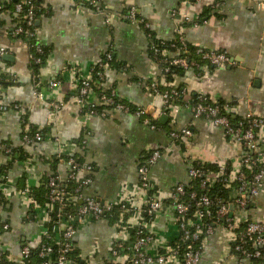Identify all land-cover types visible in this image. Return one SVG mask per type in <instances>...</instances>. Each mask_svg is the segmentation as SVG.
<instances>
[{
	"label": "crops",
	"instance_id": "1",
	"mask_svg": "<svg viewBox=\"0 0 264 264\" xmlns=\"http://www.w3.org/2000/svg\"><path fill=\"white\" fill-rule=\"evenodd\" d=\"M12 1L0 0V47L5 51L0 54V103L8 106L0 113V141L20 148L31 162L15 160L6 167L8 156L0 151V176L6 171L14 187V191L6 188L0 206V221L8 225L0 230V249L8 262L19 260L20 247L33 242L42 228L16 190L25 184L37 186L42 176L52 172L46 159L55 147L54 136L75 143L63 154L92 166L91 171L77 174L90 178L81 192L102 202L139 194L136 165L152 149L159 151V157L149 166L147 178L150 192L157 198L166 197L176 183H188L191 165L236 164L239 148L228 143L222 129L210 120L194 118L185 103L197 94L212 95L229 104L231 118L247 112L264 116V10L255 0H40L35 37L47 49V56L38 67L36 84L25 42L9 34L14 24ZM130 6L140 23L121 20V13ZM184 16L186 21L180 22ZM178 30L190 47L224 51L233 63L211 66L199 62L175 74L183 93L166 110L161 97L145 87L156 76L148 65V45L151 38L172 39ZM105 53L119 67L112 65L102 72L101 88L114 91L130 109H140L141 117L118 111L101 117L77 102V84L65 68L76 65L88 71ZM50 79L59 81L52 89L44 85ZM35 89L42 91V101L34 97ZM98 96L94 90L88 100L98 106ZM143 117L155 129L143 125ZM21 118L42 132L41 141L22 143ZM183 127L190 129V136L175 140L168 135L169 130ZM58 172L63 175V168L58 167ZM263 212L264 180L254 203L245 210L255 219ZM150 228L158 238L174 239L169 208L154 216ZM114 232L106 219L77 220L72 244L80 264H101ZM227 241L228 235L216 227L202 241L198 264H237Z\"/></svg>",
	"mask_w": 264,
	"mask_h": 264
},
{
	"label": "built area",
	"instance_id": "2",
	"mask_svg": "<svg viewBox=\"0 0 264 264\" xmlns=\"http://www.w3.org/2000/svg\"><path fill=\"white\" fill-rule=\"evenodd\" d=\"M255 1L264 10V0ZM23 2L29 5L22 16V21L25 26H32L34 14L30 0L16 1L14 11H19ZM120 18L130 23L141 22L133 6L121 13ZM186 19L187 17L184 16L180 22ZM19 22L20 20L14 22L9 32L12 37L18 33L35 34L36 29L28 31L22 28ZM194 23L192 24L195 25ZM174 40V43L169 44L173 50L159 48L157 45L163 43L159 40H155L156 43L150 41L148 45V52H150L148 65L152 71L156 72V76L148 79L145 87L152 94L161 97L166 110H170L174 106L173 100L180 98L183 93V90L175 83V74L171 79L164 78L170 65L186 70L196 67L199 62L211 66L233 63L226 52L201 46H192L193 59H187L186 56L180 55L186 51L188 44L185 43L179 30ZM34 50L40 52L39 45H35ZM4 52V49L0 47V54ZM169 52L172 54H168ZM33 60L35 63L39 61L38 58ZM112 62L110 54L105 53L102 59L88 71L83 72L76 65H68L65 68L70 79L77 84V102L85 104L89 113L101 117L115 111L131 112L141 117L140 109H130L122 101H115L116 96L112 90L98 96L99 104H105L107 107L97 110V105L88 100L89 95L94 93L93 75L101 78L102 72L108 69ZM94 68L99 70L94 71ZM58 82L56 79H50L46 80L44 85L52 89ZM1 93L0 89V96ZM33 94L38 101L43 100L40 89H35ZM191 101L186 102L185 105L190 106L194 118L210 120L222 129L228 143L239 148L240 155L235 165L217 163L211 172L204 170L201 165H191L187 169V177L189 181L197 180V188L202 190L201 193L188 188L187 183H176L166 197L157 198L150 192L147 178L149 166L159 157V151L152 149L136 165L139 194L136 197L123 194L113 201L102 202L81 192V189L90 182V178L80 177L77 174L80 170L91 171L92 166L63 154L66 147L73 146L75 143L63 141L54 136L55 147L52 156L57 159V165L47 175V194L44 201L37 203L30 196L29 186L26 184L16 190L26 207L30 208L42 222V228L33 242H25L20 247L19 260L1 264H21V259L25 258L31 250H35L39 259L37 264H72L68 253L73 250L72 237L77 220L106 219L105 214L110 215L112 208L119 209L125 213V216H122L123 213L120 212L111 222L115 232L108 254L101 264H198L202 241L216 227H220L228 235L229 253L236 258L237 264H252V259H261V264H264V212L259 219L245 213L250 204L254 203L264 180V134L261 135L264 116L247 112L233 122L228 117L229 104L219 103L218 98L197 94L194 101ZM52 105L57 107L55 104ZM7 107L0 103V113H3ZM13 107L16 108L17 105L14 104ZM142 124L155 129V125L146 117L142 118ZM168 135L176 140L190 136L191 131L188 127H183L169 130ZM20 136L24 144L36 143L43 139L42 132L39 129H32L25 118L20 120ZM0 151L8 156L11 153V147L0 141ZM21 162L28 165L31 158L27 157ZM58 167L63 168V175L58 172ZM65 182H72V189H65L63 185L66 184ZM215 183H221L227 190L225 198L210 194L209 191ZM8 187L13 188L14 191L13 184L4 171L0 176V195L3 199L7 196L6 188ZM54 204H57L59 209L62 206H74V212L65 213L58 209L55 213V224L48 228L46 224L50 221ZM165 208L171 211L175 229V237L170 241L156 237L150 228L154 216ZM7 227V223H2V230H6ZM2 252L0 249V255Z\"/></svg>",
	"mask_w": 264,
	"mask_h": 264
},
{
	"label": "trees",
	"instance_id": "3",
	"mask_svg": "<svg viewBox=\"0 0 264 264\" xmlns=\"http://www.w3.org/2000/svg\"><path fill=\"white\" fill-rule=\"evenodd\" d=\"M16 1H19V0H13L12 1L13 2L12 3L13 9H14V3ZM39 1L40 0H30L31 9H32V12L34 14L32 26H25L23 21H22V16L26 12L28 5H29L26 2H23L21 4L19 11H16V12L14 11L13 21L17 22L20 20V22L18 24L22 28L27 29L28 31H32L33 29H37L35 21L37 20L38 14L42 11V7L40 6ZM86 3L87 2H85L83 5H86ZM14 38L21 39L22 41L25 42V44L27 46V50H28V53L30 56L29 57V66H30V69H31V72H32V75L34 78L33 79L34 83L36 84V82L39 81L38 67L45 60V58L47 56V49L44 46H42L41 44H39V42L37 41V39L35 37V34L28 35L26 33H18L17 35L14 36ZM174 39H175V37L172 39H169V40H164L162 44H158L157 46L159 48H168L170 50H173V48L169 47V44L174 43L175 42ZM151 43H156V41L153 38H151ZM35 45H39L40 52H35V50H34ZM147 54H148V56H150V52H148ZM180 55L186 56L187 59H193L192 47H190L188 45L186 47V51H184ZM34 58H38L39 61L35 63L33 60ZM112 65L119 67V65L117 63H114V64H113V62L110 63V66H112ZM96 69L99 70L98 68H94V71ZM182 72H183V69H181L175 65H170L168 67V71L165 74L164 78L166 80H168V79H171L173 74H180ZM100 82H101V79L98 78L94 74L92 77V86H93V90H95L98 95L101 93H107L108 92V90H104L101 88ZM37 85H38V83H37ZM114 99H115V101H120L119 99H117V97H115ZM194 99H195V95L192 96V101H194ZM179 100H180V98L178 97V98L174 99L173 102L175 103L176 101H179ZM220 102H222V101L219 99V103ZM104 107H107V106L105 104H99L98 106H96V109L99 110V109L104 108ZM228 117L233 122L237 121V119H238V118H231L230 115H228ZM32 129H34V128H32ZM27 157H29V156L24 154V152L20 148H17V147L12 148L11 147V153L8 155V159L6 160V167L15 160L23 161ZM46 160H47V163L50 165L51 170H53V168L57 165V159L51 155ZM194 165H196V166L201 165V167L204 170L209 171V172H211L215 169L214 164H206V163L202 164L201 163V164H194ZM23 177H24V175H21L20 178L23 179ZM46 179H47V176L44 175L40 178V182L37 186L29 187V194L37 203H41L42 201H44V199L46 197V194H47ZM65 183L66 184H63L65 189H72V186H73L72 182H65ZM187 184H188V186H187L188 188L195 189V191L197 193L202 192V190L200 188H197V180L196 179L190 180ZM209 192H210V194L217 195L223 199L226 197L227 190H225L222 187L221 183H215L213 188H211ZM3 204H4V200H3V197H1V195H0V206H3ZM76 204H77V201H76ZM58 209L59 208H58L57 204H54L53 205V211L50 213V221H49V223L46 224L48 228H51V226L53 224H55V220H56L55 213L57 212ZM59 210H61V212H65V213H73L74 212V206H62ZM120 212L123 213L122 211H120L117 208H112L110 215L105 214L106 220H108L109 222H113L116 219L117 214H119ZM123 215L125 216V213H123L122 216ZM2 223H4V222L0 221V230H1ZM68 258L71 260L72 264H80V261H78L76 258V253L74 250H71L68 253ZM21 260H22L21 264H37L39 261L38 257L35 254V250H31L30 253L25 258H23ZM252 260H253L252 264H261L262 263L261 259H252ZM1 263H9L5 257V253H3V252L0 255V264Z\"/></svg>",
	"mask_w": 264,
	"mask_h": 264
},
{
	"label": "water",
	"instance_id": "4",
	"mask_svg": "<svg viewBox=\"0 0 264 264\" xmlns=\"http://www.w3.org/2000/svg\"><path fill=\"white\" fill-rule=\"evenodd\" d=\"M1 57L4 58V59H6L7 58V55H2Z\"/></svg>",
	"mask_w": 264,
	"mask_h": 264
}]
</instances>
